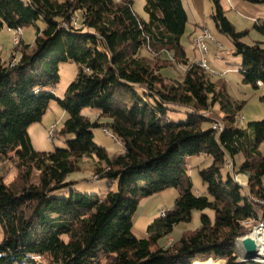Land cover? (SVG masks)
<instances>
[{
	"label": "trees",
	"instance_id": "16d2710c",
	"mask_svg": "<svg viewBox=\"0 0 264 264\" xmlns=\"http://www.w3.org/2000/svg\"><path fill=\"white\" fill-rule=\"evenodd\" d=\"M145 1L147 18L134 10L133 0H0V29L37 30L19 55L4 61L0 53V161L15 162L20 173L17 184L0 173V264H245L238 240L264 219V119L241 126L245 101L188 58L181 42L188 22L183 0ZM212 2L216 27L242 57L244 81L264 85L263 42L245 43L248 31L236 30L221 0ZM255 27L264 32L261 19ZM145 51L183 63L182 79L167 82L170 76ZM65 62L78 69L59 97ZM52 101L68 113L60 130L65 144L38 151L28 129ZM215 106L224 113L220 130L204 127L211 121L204 113ZM84 108L99 109L110 121H92ZM171 112H185L187 120L173 121ZM99 126L121 141L120 153L110 155L95 141ZM201 154L213 159L199 170L204 195L194 192L187 163ZM84 157L97 159L89 183L107 181L103 195L82 189L87 178L70 177ZM236 173L247 174L248 184ZM167 188L178 189L174 206L139 238L133 216L141 199ZM195 210L202 212L200 225L162 245Z\"/></svg>",
	"mask_w": 264,
	"mask_h": 264
},
{
	"label": "rangeland",
	"instance_id": "374dc122",
	"mask_svg": "<svg viewBox=\"0 0 264 264\" xmlns=\"http://www.w3.org/2000/svg\"><path fill=\"white\" fill-rule=\"evenodd\" d=\"M119 1V0H118ZM145 0H133L134 10L142 17L147 18L148 14L145 11ZM184 6L188 14V22L181 42L189 59L199 62L202 58L201 54L194 46V39L201 33L202 28L207 27L210 30L214 40L208 41L210 54L207 57L208 64L213 72L211 78L216 83L224 81L227 92L239 101H245L242 110L239 113V123L241 126H248L249 122L264 119V85L254 87L244 81L242 70V57L235 55V45L232 39L225 33L218 30L212 18L214 5L212 0H183ZM225 15L235 25L237 31L247 30V34L242 37V40L247 44L263 42L264 32L255 27V22L259 18L264 24V3H255L250 0H221ZM43 26V23H39ZM36 28L34 26L24 27L21 30H9L6 26L0 29V53L4 61H9L12 54L22 49L24 43H34L36 39ZM156 68H164L165 74L170 76L167 82L176 79H182L186 66L173 59L165 60V55L159 52L150 53L145 51ZM171 56V54L169 55ZM77 65L71 62H65L60 65V80L56 87V94L63 97L66 88L73 81L77 73ZM223 84V83H222ZM83 114L89 116L92 121L99 120L102 123L110 121V118L102 116L99 109L84 108ZM210 122H206L204 127H213L214 122L220 121L223 124L224 113L219 106L213 107L211 110L204 113ZM173 121H186L187 114L185 112H171L169 114ZM68 113L57 105L55 101L51 102L49 109L46 111L42 119L32 124L28 131L33 143V146L38 151H53L56 147L64 146V139L60 135V130L64 124ZM105 126V125H104ZM104 127H95V141L104 146L110 155L118 154L122 151L123 145L121 141L113 138V134L109 129L108 133L103 130ZM259 151L264 154V142L259 146ZM243 155L239 154L236 157L237 166L242 162ZM212 157L208 155H193L187 158L189 167V176L193 183V189L196 194L204 195L207 190L203 183L199 170L206 168L212 164ZM97 159L93 157H84L82 160V168L79 172L73 173L70 177L73 179L82 180L87 178V181H82L81 187L84 191L92 194H100L107 190V181L89 183V180L95 179L94 168ZM227 167V166H226ZM0 173L4 176L6 183L17 184L19 181V169L15 162L6 160L0 161ZM245 173H236V179L240 183L248 184L249 178ZM242 181H241V180ZM264 183V176H263ZM178 196L177 188H167L150 197L141 199L137 210L133 216V231L139 237L148 235V225L158 218L162 211L170 210ZM206 212L213 218L214 211L208 209ZM201 213L198 210L193 211L190 221L180 222L171 234L162 238V245L173 244L183 233L188 230L196 229L201 222ZM252 224V223H251ZM256 227V226H255ZM253 226V228H255ZM254 230V229H253ZM3 238V231L0 226V240ZM238 254L242 257V247L237 245ZM215 258L214 256H211ZM207 258L206 256L202 259ZM216 259V258H215ZM220 259V258H217ZM224 264H226V259ZM221 261V260H216ZM202 262V261H201ZM205 264V263H194ZM219 264V263H211Z\"/></svg>",
	"mask_w": 264,
	"mask_h": 264
},
{
	"label": "built area",
	"instance_id": "2783aa9c",
	"mask_svg": "<svg viewBox=\"0 0 264 264\" xmlns=\"http://www.w3.org/2000/svg\"><path fill=\"white\" fill-rule=\"evenodd\" d=\"M214 40L212 34L210 33V30L207 28V27H204L202 28V31L200 34H198L196 36V38L194 39V46L196 48V50L201 54L202 58L199 60V64L207 71L209 72H213L212 68L209 66L208 64V60H207V57L209 54H210V50H209V44H208V41H212ZM258 85L261 86L263 85V82L262 81H258ZM223 127V124L220 122V121H216L214 122L213 124V128L214 129H217V130H220L222 129ZM104 132L105 133H108L109 130L104 127L103 128ZM226 166L227 168L229 169H233L234 168V164H233V161L231 160H228L226 161ZM262 202V201H261ZM166 214V212L162 211L161 215L164 216ZM260 232L262 231L264 233V219L254 228V230L252 231L251 234L249 235H246V236H251L252 238H254L257 242V237L254 236L256 235L257 232ZM244 236V237H246ZM242 237V238H244ZM240 238L238 240V242L242 239ZM239 244V243H238ZM240 261L242 263H245V264H250L252 262H260V263H264V254H262V256L260 257H257L253 260H249V259H245L243 256L240 257Z\"/></svg>",
	"mask_w": 264,
	"mask_h": 264
},
{
	"label": "water",
	"instance_id": "95a60500",
	"mask_svg": "<svg viewBox=\"0 0 264 264\" xmlns=\"http://www.w3.org/2000/svg\"><path fill=\"white\" fill-rule=\"evenodd\" d=\"M240 247H242V256L245 259L253 260L262 256L259 251V245L254 238L246 236L239 241Z\"/></svg>",
	"mask_w": 264,
	"mask_h": 264
},
{
	"label": "bare ground",
	"instance_id": "6f19581e",
	"mask_svg": "<svg viewBox=\"0 0 264 264\" xmlns=\"http://www.w3.org/2000/svg\"><path fill=\"white\" fill-rule=\"evenodd\" d=\"M254 236L257 237V243L259 245V251H260V253L261 254H264V233L262 231H260V232L258 231L256 233V235H254ZM205 261H216V260H205ZM205 261H202V262H205Z\"/></svg>",
	"mask_w": 264,
	"mask_h": 264
},
{
	"label": "crops",
	"instance_id": "0c3cea01",
	"mask_svg": "<svg viewBox=\"0 0 264 264\" xmlns=\"http://www.w3.org/2000/svg\"><path fill=\"white\" fill-rule=\"evenodd\" d=\"M258 19H259V18H258ZM258 19H257V20H258ZM248 178H249V177H248ZM246 179H247V175H246ZM243 181H244V180H243ZM243 181H242V183H241V184L245 185V183H244ZM204 193H205V192H204Z\"/></svg>",
	"mask_w": 264,
	"mask_h": 264
}]
</instances>
